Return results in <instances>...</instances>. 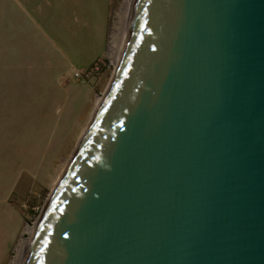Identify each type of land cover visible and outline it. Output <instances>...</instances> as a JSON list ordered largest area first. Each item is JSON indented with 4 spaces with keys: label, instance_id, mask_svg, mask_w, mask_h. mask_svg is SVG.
<instances>
[{
    "label": "water",
    "instance_id": "water-1",
    "mask_svg": "<svg viewBox=\"0 0 264 264\" xmlns=\"http://www.w3.org/2000/svg\"><path fill=\"white\" fill-rule=\"evenodd\" d=\"M24 264H264V0H135Z\"/></svg>",
    "mask_w": 264,
    "mask_h": 264
},
{
    "label": "rangeland",
    "instance_id": "rangeland-1",
    "mask_svg": "<svg viewBox=\"0 0 264 264\" xmlns=\"http://www.w3.org/2000/svg\"><path fill=\"white\" fill-rule=\"evenodd\" d=\"M12 1L0 0V84L17 85L19 91L3 96L4 121L0 135L4 166L8 168H0V181L12 183L17 179L18 189L12 201L17 208L10 205L8 218H2L0 227L7 225L9 235L16 232L18 236L9 252H0V264L12 263L27 228L40 217L53 192L58 165L74 155L98 97L105 96L109 89L116 71L111 47L125 2L112 0L106 53L90 69L72 72L61 69L57 42L51 34L53 29L20 28L23 45L19 56L23 70L21 77H12L16 70L7 66L5 59L8 56L14 59L17 51L12 48L6 51L3 44L7 37L6 18H9V36L15 37L12 27L18 10ZM31 60L35 69L30 67ZM77 71L88 76L79 79L75 76ZM15 210L21 215L17 216Z\"/></svg>",
    "mask_w": 264,
    "mask_h": 264
},
{
    "label": "crops",
    "instance_id": "crops-1",
    "mask_svg": "<svg viewBox=\"0 0 264 264\" xmlns=\"http://www.w3.org/2000/svg\"><path fill=\"white\" fill-rule=\"evenodd\" d=\"M8 1L10 2V0ZM12 2L18 10L16 24L12 27L15 37L11 39L9 36V18H6L4 26H6L7 37L3 39L6 51H10V48L17 51V57L10 59L8 56L5 59L7 66L16 70L12 77H17V75L21 77L23 70L19 56L23 45L20 28H28L30 31L38 27L53 29L51 34L57 42L56 50L61 59V69L68 72H72L74 69L86 71L105 56L112 0H14ZM7 9L9 11V8ZM50 49L52 50V48ZM31 64L33 65V60H31ZM30 67L35 69L36 66L34 64ZM15 86L11 87L7 83L0 84V126L4 121L2 106L5 102L3 96L6 93L11 94L19 91ZM2 148L3 141L0 135V168H8V166H4ZM17 183L16 178L12 183L9 180L7 182L0 181V221L2 222L4 216L8 218L10 205H13L12 201H14L13 195L15 196L18 189ZM15 211L17 216L21 215L19 210ZM15 233L10 236L7 225L0 227L1 253L9 252L10 246L18 236Z\"/></svg>",
    "mask_w": 264,
    "mask_h": 264
},
{
    "label": "bare ground",
    "instance_id": "bare-ground-1",
    "mask_svg": "<svg viewBox=\"0 0 264 264\" xmlns=\"http://www.w3.org/2000/svg\"><path fill=\"white\" fill-rule=\"evenodd\" d=\"M134 3L135 0H125L124 5L119 13V17H118V21H117V28L113 37V42H112V47H111V56L113 57V63L116 65V71L114 74V77L117 73L119 64L121 62V58L124 52V48H125V44H126V40H127V36H128V31H129V26H130V21H131V17H132V12H133V8H134ZM113 77V79H114ZM112 79V81H113ZM112 84V82H111ZM110 84V86H111ZM109 86V88H110ZM109 90V89H108ZM105 96H100L97 99V106L93 112L92 117L90 118V123L91 124L103 98ZM89 125L85 128V130L83 131L81 137H80V143L89 127ZM80 145V144H79ZM76 152V151H75ZM75 154V153H74ZM74 156V155H73ZM72 156V157H73ZM72 157H68L67 159H64L62 165H58L57 169H56V175L53 178V182H55L54 186H53V191L56 187V185L58 184L59 180L61 179L64 171L66 170L69 162L71 161ZM51 195V194H50ZM39 219V218H38ZM38 219L34 222V224L30 225L27 230H26V235L23 237L20 246L17 249V253L12 261L11 264H24L25 259H26V255L29 249V245L32 239V235L34 232V229L36 227V224L38 222Z\"/></svg>",
    "mask_w": 264,
    "mask_h": 264
},
{
    "label": "built area",
    "instance_id": "built-area-1",
    "mask_svg": "<svg viewBox=\"0 0 264 264\" xmlns=\"http://www.w3.org/2000/svg\"><path fill=\"white\" fill-rule=\"evenodd\" d=\"M75 76L80 79V78H86L85 76H88V74H84V73H82L80 71H77L75 73Z\"/></svg>",
    "mask_w": 264,
    "mask_h": 264
}]
</instances>
